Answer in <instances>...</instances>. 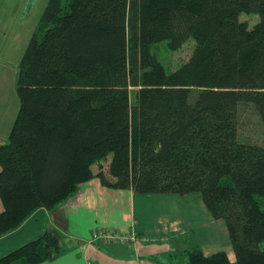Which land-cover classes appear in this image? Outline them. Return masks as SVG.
I'll use <instances>...</instances> for the list:
<instances>
[{"label":"trees","instance_id":"16d2710c","mask_svg":"<svg viewBox=\"0 0 264 264\" xmlns=\"http://www.w3.org/2000/svg\"><path fill=\"white\" fill-rule=\"evenodd\" d=\"M241 13L258 20L249 27ZM189 38L190 56L170 70L152 47ZM16 91L0 144V235L97 177L135 193L201 194L234 259L193 245L182 264H264V145L238 132L243 104L264 125V0H48ZM59 242L46 229L0 264L53 259Z\"/></svg>","mask_w":264,"mask_h":264},{"label":"crops","instance_id":"0c3cea01","mask_svg":"<svg viewBox=\"0 0 264 264\" xmlns=\"http://www.w3.org/2000/svg\"><path fill=\"white\" fill-rule=\"evenodd\" d=\"M49 228L60 236L59 252L36 264H179L177 257L193 245L205 255L223 250L234 259L223 219L211 216L199 192L135 193L92 177L54 208H37L0 235V255ZM102 229L133 233L137 241H93V232Z\"/></svg>","mask_w":264,"mask_h":264},{"label":"rangeland","instance_id":"374dc122","mask_svg":"<svg viewBox=\"0 0 264 264\" xmlns=\"http://www.w3.org/2000/svg\"><path fill=\"white\" fill-rule=\"evenodd\" d=\"M47 1L0 0V144L8 141V133L19 107L16 91L18 63L31 35L37 29ZM239 18L250 27L257 22L258 15L241 13ZM37 35L40 37L41 32L37 31ZM193 45V39L189 38L176 50L168 48L165 41H158L152 47L170 70L188 59ZM240 107L238 121L240 139L264 145V125L253 107L250 104H243ZM108 160H102L100 163L105 170ZM98 165L99 163L93 164V169H97ZM182 260L185 262V256L176 259L179 264L184 263Z\"/></svg>","mask_w":264,"mask_h":264},{"label":"built area","instance_id":"2783aa9c","mask_svg":"<svg viewBox=\"0 0 264 264\" xmlns=\"http://www.w3.org/2000/svg\"><path fill=\"white\" fill-rule=\"evenodd\" d=\"M93 241H121V242H127V241H131V242H135L137 241V236L133 233L131 234H125V233H121V232H115V231H111V230H96L95 232H93L92 234V238Z\"/></svg>","mask_w":264,"mask_h":264}]
</instances>
